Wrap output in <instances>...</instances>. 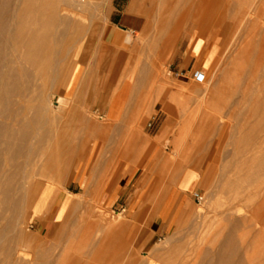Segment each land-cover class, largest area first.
<instances>
[{
	"label": "rangeland",
	"instance_id": "obj_1",
	"mask_svg": "<svg viewBox=\"0 0 264 264\" xmlns=\"http://www.w3.org/2000/svg\"><path fill=\"white\" fill-rule=\"evenodd\" d=\"M138 1L145 8L148 24L137 36L134 46L138 54L126 56L107 54L104 49L90 54L97 48L105 23L103 3L58 0L70 12L63 24L53 28L58 36L55 48L59 50L66 43L71 50L63 52L55 94L45 100V105L50 103L47 106L52 111L46 109L51 117L27 120L38 109L39 96L51 92L47 80L36 74L24 96L13 102L9 122L30 124L40 134L31 135L35 136L34 148L27 170L31 165L40 169L47 156H56L59 161L72 156L79 162L66 182L47 175L36 178L39 185L28 207L45 185L48 193L43 213L49 221L39 231L35 215L24 217L28 224L25 234L30 231L31 237L36 235L24 245L31 261L28 264H204L209 260L210 264H223L217 261V254L219 243L228 234L241 248L240 259L247 249L254 252L253 264H264V234L256 235L253 227L240 225V218L247 215L246 207L238 206L236 213L229 214L235 219L223 216L229 198L247 185L257 167L264 166V0ZM193 45L192 51L201 48V54L179 66ZM80 52V60L87 61L88 68L67 102L62 96ZM130 67L136 71V100L129 102L125 113L126 128L119 131V138H113L117 131L109 128L100 108L103 99L108 103ZM197 74L203 78L198 79ZM104 87L109 92L103 99H85L89 90L96 95ZM144 99L151 110L144 112L147 106L140 101ZM142 114V123L134 124V116ZM218 137H223L224 143L216 147ZM14 143L18 145L19 140L15 138ZM84 165L86 170L82 171ZM176 165L182 168L170 180ZM82 172V180L88 176L82 193L80 184L69 189L70 182ZM106 183H119L118 188L130 194L128 201L97 202ZM89 184L95 185V191L92 187L90 192ZM189 184L173 225L164 231L151 227L149 213L166 212L170 205L154 201L164 197L173 185L185 190ZM144 195L145 199L137 202ZM67 196L75 199L74 206H59L56 211ZM133 211L142 216L128 218ZM117 222L123 225L110 228ZM249 238L254 242H247Z\"/></svg>",
	"mask_w": 264,
	"mask_h": 264
},
{
	"label": "bare ground",
	"instance_id": "obj_2",
	"mask_svg": "<svg viewBox=\"0 0 264 264\" xmlns=\"http://www.w3.org/2000/svg\"><path fill=\"white\" fill-rule=\"evenodd\" d=\"M69 12L70 10L65 8L61 2H58V0L57 2L55 0H0V264H28L31 262L29 261V254L24 250V245L26 247V244H29L36 239V235L31 237L32 234L30 235V231L28 232L30 236L28 233L25 234V232L28 231V224L24 221L26 214L29 213L35 215L39 231H41L49 221L46 215L42 216L44 214L43 206L48 193L45 185H43L38 191V197L32 202L30 207H28V202L35 191V188L39 185V183L36 182V178H38V176L43 177L44 175H47L54 181L66 182L71 177L73 170H75L76 166L79 164V162L73 159L72 156L67 159H62V161H59L56 156L52 158L47 156L41 161H44L42 165L43 167L41 166V168L38 169L35 165H31L30 169L27 170L26 168L30 166V156L34 148V138L35 136L40 137V134L38 133V130H34L30 124L23 122L18 125L9 122L11 120L10 111L15 98H21L24 96L25 91L29 89L31 79L35 74L40 76L41 80H47L51 92L39 96V107L35 112L27 116V120L28 122H32V119L42 115L51 117V114L48 112L52 110H50L47 105L50 104L48 102L52 98L47 101L48 104L46 105L45 100H48L49 97H52V95L55 94L54 88L57 86L56 84H58V74H60L58 70H61L59 69V66L62 65H59V63L61 58H64L65 55L63 52L71 50V47H68V44L66 43L62 45L63 47H61V49L56 50L55 46H57L56 43L58 41V36L53 28L57 24H63L66 20L65 15ZM72 15L75 14L72 13ZM22 26L24 27L22 28ZM48 42L53 43L49 46ZM50 102H52V100ZM46 107H48V112ZM171 118L172 117L167 119V124H169ZM31 135L35 136L32 137ZM15 138L19 140L18 145L14 143ZM226 141L227 139L225 142ZM215 143L216 147L221 146L222 143H224L223 137H218ZM229 143L230 142H226V145ZM68 151H70V149ZM8 156L10 159H7ZM245 161L243 160V162ZM181 168L182 166L180 167L179 165L172 168L173 172L170 180H173L175 174L181 170ZM250 169L252 170V168ZM83 170H86V165H84ZM254 170H256V168ZM82 176H84L83 172L81 178ZM87 177L88 176L86 175L84 183L86 182ZM246 183L247 185L242 183L245 186L241 189L238 188L235 193L232 191L234 194L229 198L230 203L226 207V210L223 209L225 211L223 216L224 214L229 216L232 211H235L236 207L244 205L247 210V215L244 217L243 213L242 218H240V215V225L242 223V225L247 224V226L245 225L246 227L249 225L258 232L256 235H263L264 166L257 167L256 173H253ZM173 184L175 185V183ZM227 184L228 183H226V188L228 187ZM229 184L230 188L234 187H231V183ZM158 189L159 187L157 188V191L159 192ZM261 195L262 198L261 200L259 199V201L258 197ZM74 204V198L71 199L69 196L63 197L60 200L56 211L59 206L62 209H67L73 207ZM180 209L181 206H179V210ZM34 210H36L35 213H33ZM56 211L53 219L56 216ZM236 212L237 211H235V213ZM234 217L229 216L228 218H231L232 220ZM116 225L122 226L123 222H117L115 225L110 224V228H114ZM217 226L216 228H218ZM245 228H243L242 231H244ZM247 230L248 233H250L249 230L251 231V228L249 227ZM110 231L111 230H109V232ZM242 231L239 230V233L243 235ZM109 232L107 231L106 234L108 235ZM224 234L226 235V233ZM249 240L252 239L249 238L246 241L248 242ZM219 244H221V246L219 245L221 249L219 254H217L218 262L223 264H253L252 258L255 256L254 252L249 253L246 249L243 256H241L244 260L240 259L241 248H238L235 245L231 234L225 236ZM209 261L204 264H210Z\"/></svg>",
	"mask_w": 264,
	"mask_h": 264
},
{
	"label": "crops",
	"instance_id": "obj_3",
	"mask_svg": "<svg viewBox=\"0 0 264 264\" xmlns=\"http://www.w3.org/2000/svg\"><path fill=\"white\" fill-rule=\"evenodd\" d=\"M96 2H101L105 5V23L103 25V29L100 35V38L96 41L97 48L90 54H99L100 49L106 50L107 54H125L128 56L129 54H138V50L136 49L135 42L137 43V36L142 35L143 30L147 27L148 20L143 13V5L139 3L138 0H94ZM145 9V8H144ZM128 40V41H127ZM193 46H191L188 51L185 53L184 57L181 58V62L178 64L179 66L183 64V61L187 58H196L201 54V48L197 52H193ZM140 54V52H139ZM97 59V57H95ZM81 52L76 56L74 60V67L72 69V73L70 75L67 86L64 89L63 99L68 102L69 99L73 98L77 88L79 87L80 82L84 78L85 72L87 71L88 65L86 62H81ZM134 67H130L124 73V78L122 83L118 88L115 89L113 94L110 96L108 103L104 102L103 94L109 91H106L107 88H103L100 94L93 95L91 91L84 95L85 99L93 97H98L99 99H103L102 107L100 109H104L107 121L109 122V128H115L117 134L112 136L119 138V131L126 128V120L128 105L130 101H135L136 99L134 94V76H135ZM85 73V74H84ZM90 89V88H89ZM146 104L145 111L151 110L152 106L147 104V101L140 100ZM149 107V108H148ZM155 109V108H153ZM143 112V113H144ZM129 113V112H128ZM131 117V116H130ZM134 124L142 123L143 114L134 116ZM93 170H102V167L92 168ZM83 171V168H82ZM81 174H78L76 179L70 182L68 188H72L73 186L81 185V193L84 186V180L81 178ZM80 177V178H79ZM90 183V182H89ZM93 187V191H95V185L90 186ZM119 183H106L102 186L97 202L105 203V204H116L121 202H127L130 194H127L126 191H122ZM97 187V185H96ZM191 184L183 190L178 188L177 186H172L168 193L160 198L159 200H155L154 202H160L161 205L164 203H170L169 209L166 212L156 211L155 213H149V218L152 219L151 227L157 226V230L164 231L170 228L174 221L179 218L180 210H178V205L183 200V194L186 193ZM99 189V187H98ZM146 195L141 196L137 202H142L145 199ZM161 207V206H160ZM139 211L130 212V216L128 218H132L134 220L139 219L142 215L139 214ZM46 215V212L44 213Z\"/></svg>",
	"mask_w": 264,
	"mask_h": 264
},
{
	"label": "built area",
	"instance_id": "obj_4",
	"mask_svg": "<svg viewBox=\"0 0 264 264\" xmlns=\"http://www.w3.org/2000/svg\"><path fill=\"white\" fill-rule=\"evenodd\" d=\"M197 78H198V79H202V78H203L202 74H197ZM149 126H150V125H149ZM193 196H194L195 198H198V194H197V193H195Z\"/></svg>",
	"mask_w": 264,
	"mask_h": 264
}]
</instances>
